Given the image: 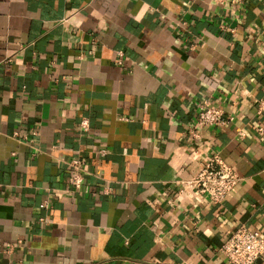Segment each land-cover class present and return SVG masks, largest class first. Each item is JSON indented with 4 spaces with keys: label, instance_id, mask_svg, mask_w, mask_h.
I'll return each instance as SVG.
<instances>
[{
    "label": "crops",
    "instance_id": "crops-1",
    "mask_svg": "<svg viewBox=\"0 0 264 264\" xmlns=\"http://www.w3.org/2000/svg\"><path fill=\"white\" fill-rule=\"evenodd\" d=\"M204 99L232 119L193 136ZM260 102L264 0H0V264H230L264 234ZM214 152L226 198L179 193Z\"/></svg>",
    "mask_w": 264,
    "mask_h": 264
},
{
    "label": "built area",
    "instance_id": "built-area-1",
    "mask_svg": "<svg viewBox=\"0 0 264 264\" xmlns=\"http://www.w3.org/2000/svg\"><path fill=\"white\" fill-rule=\"evenodd\" d=\"M235 2L236 0H232ZM264 110V102H260L257 113ZM231 116L225 115L222 108L211 104L208 99H204L194 118V126L189 128L193 136L197 135L195 127H221L226 125ZM82 131H88L90 123L84 117L79 122ZM257 131L263 132L264 127L260 126ZM244 135L243 132H240ZM105 153V149L101 150ZM192 155L199 156L197 150L191 151ZM70 185L73 189L81 187L84 171L81 159L74 157L68 161ZM240 181V175L232 165L225 162L221 156L214 152L205 156L200 163L199 170L189 179L180 182L179 193L187 189L195 190L199 194L207 197L213 203L222 202L231 190ZM106 191H108L106 189ZM44 205H48L45 202ZM221 252L230 264H253L255 260L264 255V234L246 225H239L225 239L220 247Z\"/></svg>",
    "mask_w": 264,
    "mask_h": 264
}]
</instances>
